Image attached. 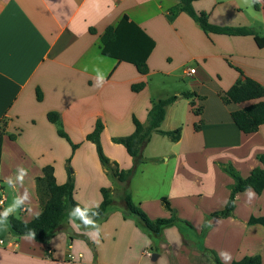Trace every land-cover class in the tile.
<instances>
[{
    "label": "crops",
    "instance_id": "1",
    "mask_svg": "<svg viewBox=\"0 0 264 264\" xmlns=\"http://www.w3.org/2000/svg\"><path fill=\"white\" fill-rule=\"evenodd\" d=\"M194 8L207 12L214 25L243 27L264 37V0H198ZM125 16L155 42L148 74L102 52L103 34ZM238 69L264 85V47L252 35L205 33L179 0H0V211L5 216L28 222L42 213L36 179L49 165L58 184L68 181L71 167L75 200L82 206L88 201L91 211L100 206L102 188L115 184L86 139L98 120L104 124L105 155L125 171L135 161L112 139L131 135L134 117L148 126L153 101L177 96L166 108L161 130L182 129L177 142L153 132L131 180L117 181L129 187L134 203L151 219L172 216L160 200L166 198L180 222L153 234L126 213L123 199L113 200L102 221L86 227L76 214L49 240L39 241L14 236L0 217V264H215L202 248L214 251L223 264L247 256H260L264 264V226L250 223L252 217H264V191L239 193L232 215H213L226 206L233 183L220 166L231 164L242 177L262 166L257 157L264 154V125L246 134L231 116L256 101L225 104L221 99L242 78ZM156 77L162 85L167 79L175 82L172 94L161 95L162 88L152 83ZM139 83L145 87L136 92L133 85ZM186 92L195 96L186 98ZM192 101L202 107L199 115ZM52 111L60 113V124L49 121ZM170 164L166 196L136 199L135 176L154 166L153 175L148 169L153 183ZM82 182V188L97 186L94 200L82 193ZM5 184L13 196L10 207ZM176 224L180 230L169 229Z\"/></svg>",
    "mask_w": 264,
    "mask_h": 264
},
{
    "label": "trees",
    "instance_id": "2",
    "mask_svg": "<svg viewBox=\"0 0 264 264\" xmlns=\"http://www.w3.org/2000/svg\"><path fill=\"white\" fill-rule=\"evenodd\" d=\"M198 0H179L181 10L187 13L194 21H196L205 33H217L224 35H252L256 39L260 48L264 47V37H259L257 33L243 27H222L214 25L210 22L207 12H198L194 8V2ZM95 32L94 29H91ZM102 52L114 57L120 61H126L134 64L141 74L149 73L148 58L155 48V42L148 37L142 29L133 22H129L125 16L116 26L107 28L101 38ZM242 78H240L228 91L221 95V99L225 104L242 103L256 101L242 110L232 112L231 116L235 125L240 131L246 134H252L264 125V85L260 82L247 77L238 69ZM145 87V83L133 85V90L141 91ZM186 98H192L195 93L186 92L183 94ZM38 100H42L43 94L40 89L37 90ZM178 99L177 96H169L165 99L153 101L152 108L149 111V125L145 126L136 117L133 118L135 126L134 132L129 136L115 137L113 141L123 145L129 155L134 158V167L125 171L121 170L117 163L104 154L101 135L104 130V124L98 120L94 130L89 133L86 139L95 144L99 159L102 164L110 171V173L121 183L127 184L135 174L141 160V151L143 147L150 141L153 132H158L167 136L171 141L180 140L182 129L178 128L172 131L161 130V125L166 117V108ZM193 111L199 115L202 111L201 106H197L192 101ZM48 119L51 123L60 124L61 115L56 111L48 113ZM196 129L200 128L199 123L195 125ZM58 134L65 138L76 149L78 144L73 143L69 135L62 129H58ZM14 138V136H11ZM2 136L0 135V153H1ZM258 160L262 166L254 168L250 175L242 177L233 166L224 165V169L233 177L234 184L231 187V194L225 208L213 215L227 217L232 215L236 209V197L239 193L253 189L257 194L264 191V154L258 155ZM37 193L43 204L42 213L31 221L25 222L14 215L5 216L0 211V217L6 219L11 233L20 238L31 236L39 241H47L58 231L61 223L67 218L78 214L82 225L88 227L96 222L102 221L113 203L112 190L102 188L103 200L100 206L89 211L78 203L74 198L75 179L72 171H69L68 181L64 184H58L53 166H45L43 175L36 179ZM3 187L0 185V200L2 199ZM121 197L126 205V213L138 217L147 230L153 234H159L163 228L180 222L175 212L172 210L170 203L166 198L162 199L166 209L172 212V216L168 219L160 218L151 219L139 206H137L132 198V193L126 185L123 187ZM250 223H259L264 226V217L250 219ZM206 258H212L215 264H223L214 251L202 248ZM231 264H262L260 256H247L239 261Z\"/></svg>",
    "mask_w": 264,
    "mask_h": 264
},
{
    "label": "rangeland",
    "instance_id": "3",
    "mask_svg": "<svg viewBox=\"0 0 264 264\" xmlns=\"http://www.w3.org/2000/svg\"><path fill=\"white\" fill-rule=\"evenodd\" d=\"M194 66L196 65V63H192ZM163 80L162 78L159 79L158 77L154 78L153 80V85L154 86H159L162 88V92H161V95L164 96L165 94H172L173 92V88H174V85L175 82H173V80L171 79H167L166 81L168 82L166 85H162L161 84V81ZM115 138V137H114ZM113 141V139H112ZM90 142V141H89ZM102 142V141H101ZM114 142V141H113ZM115 143V142H114ZM117 144V143H116ZM95 145V144H94ZM121 145V144H120ZM96 151H97V148H96ZM104 152V151H103ZM98 153V151H97ZM105 154V153H104ZM99 156V155H98ZM134 159V158H132ZM226 166H232L231 164H227ZM164 170H161V172L158 174V179L154 180V182L152 183V178H149V174H148V169H150L151 171V175H153L154 173L152 172L151 169H154V166H150L148 169H147V172L145 174H140L138 173L134 180H133V183H132V189L135 191V195H136V199L142 197L143 195H155V196H166L165 194H167L168 192V189H169V178L171 177L172 175V172H173V166L172 164L168 165V166H162ZM221 169L228 174V176H230L232 178V182L234 183V179L233 177L224 169V166H220ZM69 171H72V168L69 167L68 168ZM73 172V171H72ZM150 175V176H151ZM109 178L111 179V183L112 184H115L114 187H110L108 184L110 183H106L105 187L104 188H108V189H112L113 190V194H112V198L113 200L115 201H120L122 199L121 197V193H122V190L123 188L121 186H119L117 184V179L111 174L109 175ZM75 179V178H74ZM84 182V181H83ZM83 182L80 184V187H81V191L82 193H86L91 200H94V196L96 195L97 193V186L96 185H93L91 183H85L83 185V188H82V184ZM232 183V185H233ZM118 185V186H116ZM228 187V189L230 190V194H231V187ZM4 188L6 189L7 193H8V199H7V206H11L12 202H13V196H11L9 194V185L8 184H5L4 185ZM100 196L102 197V193L100 194ZM90 200V201H91ZM162 200V199H160ZM91 202H94V201H91ZM89 202L87 201L85 205H83L87 210L91 211L90 208H88L89 206ZM225 208V207H224ZM21 208L20 206L17 208V212L20 211ZM180 225H183L185 226V224H180ZM182 226H179L178 224H176L175 226H170L169 229H178L180 230ZM202 264H205V263H202Z\"/></svg>",
    "mask_w": 264,
    "mask_h": 264
},
{
    "label": "built area",
    "instance_id": "4",
    "mask_svg": "<svg viewBox=\"0 0 264 264\" xmlns=\"http://www.w3.org/2000/svg\"><path fill=\"white\" fill-rule=\"evenodd\" d=\"M189 73H190V74H194V73H195V69H193V68L190 69V70H189ZM3 202H4V200L1 199V200H0V205H3ZM148 254H149V253H148ZM149 255H150V254H149Z\"/></svg>",
    "mask_w": 264,
    "mask_h": 264
}]
</instances>
